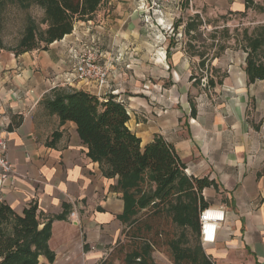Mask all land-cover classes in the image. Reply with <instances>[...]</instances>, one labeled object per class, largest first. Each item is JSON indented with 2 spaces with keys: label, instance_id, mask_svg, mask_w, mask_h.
<instances>
[{
  "label": "crops",
  "instance_id": "crops-1",
  "mask_svg": "<svg viewBox=\"0 0 264 264\" xmlns=\"http://www.w3.org/2000/svg\"><path fill=\"white\" fill-rule=\"evenodd\" d=\"M258 8L264 0H107L93 20L78 21L46 51L17 55L21 38L1 35L0 113L10 120L5 139L15 173L0 198L18 214L37 204L44 222L68 206L67 219L52 223L50 241L57 255L68 258L65 264L83 244L97 247L84 252L89 264L102 261L124 228L118 218L124 201L110 189L117 177H106L88 156L77 125L61 123L43 103L56 88L124 102L142 147L161 136L189 176L215 182L203 194L207 207L224 210L226 220L217 241L203 245L212 262L264 264V80L249 82L245 49L222 46L224 55H214L219 42L213 40L209 53H199L204 47L187 39L206 25L217 29L216 20L229 22ZM200 20L203 25L188 30V23ZM86 46H94L111 69L101 91L72 82ZM220 72L226 73L221 84L214 78ZM56 132L60 136L49 145Z\"/></svg>",
  "mask_w": 264,
  "mask_h": 264
},
{
  "label": "trees",
  "instance_id": "trees-1",
  "mask_svg": "<svg viewBox=\"0 0 264 264\" xmlns=\"http://www.w3.org/2000/svg\"><path fill=\"white\" fill-rule=\"evenodd\" d=\"M106 1L32 0L44 10L43 23L47 28L38 34L30 21L14 51L19 55L48 50L51 44L71 34L78 21L93 20ZM1 5L0 49H5ZM201 25L200 20L187 27L191 30ZM244 37L249 82L264 80V54L259 55L264 52V27L256 35L246 31ZM43 103L51 114L59 116L61 123L74 122L88 146V156L99 163L106 177H117L110 189L120 193L124 201V211L118 216L127 237L120 248L124 255L121 264H156L153 253L162 246L170 250L173 264H214L201 239L191 247L186 245V235L177 232L200 230V214L207 208L203 192L215 186L213 180L189 176L175 147L161 136L142 147L141 139L128 126L130 115L124 102L114 97L101 99L83 90L56 88ZM58 136V132L54 133L49 145ZM69 213L65 205L63 213L44 222L37 204L18 214L0 198V264H40L41 257L54 264L56 253L50 246L52 223L67 219ZM102 264L112 263L106 260Z\"/></svg>",
  "mask_w": 264,
  "mask_h": 264
},
{
  "label": "rangeland",
  "instance_id": "rangeland-1",
  "mask_svg": "<svg viewBox=\"0 0 264 264\" xmlns=\"http://www.w3.org/2000/svg\"><path fill=\"white\" fill-rule=\"evenodd\" d=\"M2 3V34L8 37L9 40L15 42L19 38L22 39L25 29L28 26L29 22L32 21L36 26L38 34L44 32L47 28V25L43 23L44 11L43 9L34 4L32 0H0ZM26 5V6H24ZM24 6V7H23ZM187 4L183 6L185 9ZM225 22V23H224ZM214 26L218 27L217 29H211L207 25L202 28V31L197 35L191 33L187 36L188 40L197 41L198 45L204 47V50H198L199 53H209L206 47L211 46L213 40H217L219 49L213 54L224 55V51L220 47L226 46L229 50L228 52L235 51L236 49L241 48L244 50L246 46L245 34L248 31L249 35H256L261 32L264 27V8H258L255 12H250L249 14L239 15L233 18H230L229 22L223 20H216ZM226 27V29H225ZM43 46V43H41ZM190 51H197L192 48ZM210 54H212L210 52ZM264 52H260L259 55L262 56ZM225 72H220V74H214V78L218 83L220 82L221 77L225 76ZM199 79V83H200ZM124 229V228H123ZM178 234L184 233L186 235V245L194 247L197 241L200 239V230L198 232L193 231L192 229H178ZM126 235L121 232L118 240L113 244L108 245L109 251H107L102 261H99L97 264H102L104 261L109 260L112 264H121V261L124 257L123 253L120 252L121 245L126 241ZM87 245L83 244L82 247H79L75 253L77 256L72 257V264H89L87 262V257L84 252L87 253V250L92 251L93 245L86 248ZM95 249L97 248L94 246ZM111 249V250H110ZM154 260L156 264H173L171 253L168 247L162 246L157 248L153 253ZM68 259L65 256L57 255L54 264H65L64 260ZM214 264L216 262L213 260ZM40 264H49L48 261L41 257Z\"/></svg>",
  "mask_w": 264,
  "mask_h": 264
},
{
  "label": "built area",
  "instance_id": "built-area-1",
  "mask_svg": "<svg viewBox=\"0 0 264 264\" xmlns=\"http://www.w3.org/2000/svg\"><path fill=\"white\" fill-rule=\"evenodd\" d=\"M175 0H148L152 5L170 3ZM111 77V69L99 61V52L94 46H86L77 57L72 82H87L96 84L101 91ZM10 125L8 117L0 113V188L14 173V165L7 156L8 144L5 132ZM73 216V214H72ZM226 213L222 209L207 207L200 214V239L203 245L214 244L217 241L219 228L225 223ZM95 247H92L94 250Z\"/></svg>",
  "mask_w": 264,
  "mask_h": 264
}]
</instances>
